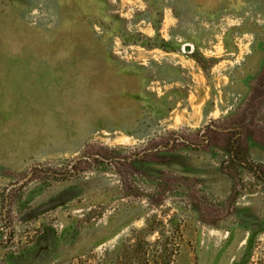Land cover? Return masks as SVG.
<instances>
[{
  "label": "rangeland",
  "instance_id": "rangeland-1",
  "mask_svg": "<svg viewBox=\"0 0 264 264\" xmlns=\"http://www.w3.org/2000/svg\"><path fill=\"white\" fill-rule=\"evenodd\" d=\"M0 264H264V0H0Z\"/></svg>",
  "mask_w": 264,
  "mask_h": 264
},
{
  "label": "water",
  "instance_id": "water-1",
  "mask_svg": "<svg viewBox=\"0 0 264 264\" xmlns=\"http://www.w3.org/2000/svg\"><path fill=\"white\" fill-rule=\"evenodd\" d=\"M187 51H189V47L187 48ZM22 183H23V182H22ZM20 184H21V183H20ZM20 184H19V185H20Z\"/></svg>",
  "mask_w": 264,
  "mask_h": 264
}]
</instances>
